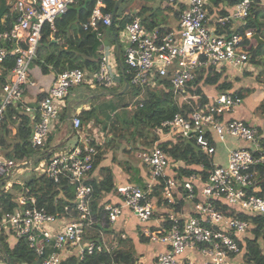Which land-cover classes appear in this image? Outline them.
<instances>
[{"label":"built area","instance_id":"built-area-1","mask_svg":"<svg viewBox=\"0 0 264 264\" xmlns=\"http://www.w3.org/2000/svg\"><path fill=\"white\" fill-rule=\"evenodd\" d=\"M157 1L124 0L119 14L112 18L113 8L107 10L102 0H95L80 27L82 32H94L100 41L98 67L90 75L80 67H72L52 76L37 102V118L29 143L35 149L45 148L50 129L74 85L85 82L106 89L117 86L122 79L119 60L130 74V86L139 88L138 99L128 105L129 110L143 104L146 88L171 92L174 102L189 109L181 105L156 128L158 137L151 147L139 148L137 157L149 167L145 185L117 183L113 192L119 202H103L101 221L90 207L92 185L88 181L99 148L82 129L80 117L71 115L77 143L69 149L54 151L34 165V170L41 169L58 192L52 201L55 210L48 211L43 204L39 205L33 190L24 185L16 191L13 211L0 218L4 235L24 238L34 250L36 259L32 264H59L69 255L81 259L100 250L112 252V244L103 241L100 233L98 238H89L86 229L102 222L98 226L101 229L105 221L115 222L124 208L140 221L141 233L148 241L163 244L154 264H234L238 241L248 236L253 226L250 219L239 213L264 219V188L260 183L264 179V151L257 124L230 115L241 103V96L232 89L211 90L204 85H199L198 93L188 90L204 68L222 70L228 78L243 73L250 60L243 41L251 36V31L244 30L251 0H237L225 14H217V10L211 14L209 0H166V6H172L178 16L177 24L164 28L146 26L136 12L144 5L155 7ZM75 2L14 0L15 18L9 27L0 30V60L6 54L14 56L9 78L0 86V125L6 108L21 105L26 88L35 84L29 70L43 23L48 22L54 32L55 19L66 14ZM113 27L119 32L115 34ZM111 32L114 42L106 44V35ZM230 138L247 145L231 147L227 142ZM178 139L195 145L205 155L208 166L203 161L185 165L191 169L187 174L171 168L170 157L159 144ZM220 143L227 149L224 162L216 157ZM14 166L13 159L0 156V178ZM204 171L205 176L201 173ZM21 183L24 182L8 181L3 186L13 189ZM179 201L189 202L190 209L186 210L184 205L179 208ZM231 209L232 213H228ZM151 220L155 223L147 224ZM0 263L8 264L2 259ZM112 264L143 261L137 258L133 263Z\"/></svg>","mask_w":264,"mask_h":264},{"label":"trees","instance_id":"trees-1","mask_svg":"<svg viewBox=\"0 0 264 264\" xmlns=\"http://www.w3.org/2000/svg\"><path fill=\"white\" fill-rule=\"evenodd\" d=\"M102 1L106 4L107 10L113 8V0ZM211 1L216 7L222 3L228 5L227 8L225 6L218 8L216 11L217 14L227 13L229 8L236 2L232 0ZM94 3L95 0H76L73 5H78L79 10L73 12L68 8L66 14L57 17L55 19L56 29L54 32H51L48 22L43 23L36 57L33 60L43 73L51 71L54 74H57L65 68L80 67L90 75L97 69L101 54L99 50L100 41L96 38L94 32L90 31L81 32L83 33V38L78 36V32L81 31V21L89 14ZM259 3L260 0H251L250 11L244 25L245 31H251V36L243 41V47L249 51L250 60H253L256 56L260 57L264 55V43L256 44V39L252 36L254 32L260 33L264 27V25L257 19L258 9L260 8ZM209 12L214 13L211 8L209 9ZM14 18L15 13L13 11V5H8L4 0H0V30L9 27ZM113 30L116 34L117 28L113 27ZM52 36L53 38H50ZM1 45L8 47V44L3 42ZM13 63L14 56L11 54H6L4 58L0 60V86L8 80ZM123 66L125 68L126 79L129 80L130 74L127 67L125 65ZM220 78L223 79L221 82H219ZM199 85H204L212 90H224L232 89L233 83L229 81L228 76L224 74L222 70L209 67L199 70L198 76L193 81V85L188 87V90L191 93H198L200 88ZM130 89L131 86L128 91ZM138 90L139 88H135V93H137ZM233 90L241 96V88H234ZM41 96L42 95L40 94L39 98ZM181 105L174 102L173 94L171 92L146 88L143 94V104L132 108V112L129 111L123 114L122 126L115 125L114 123V120L119 116L116 113H114V115L111 114L114 119L110 120L108 123L102 122L100 118V115H102L106 121L111 119L112 116L109 113L105 114L108 109H114L111 102L106 106L100 105L97 107L90 104V107L87 109H80L77 111V115L81 119L82 129L92 136L93 143L99 148L94 156L93 168L88 179L92 185L90 207L97 220L101 221V217H103V213H101L103 202L99 200H101L102 195L115 189L112 169L107 166H99L101 160L106 157L105 154L108 152V149L110 147H113L116 150L119 149L122 141L133 145L139 144L138 148L151 147L158 137L156 128L159 127L163 120L170 118L176 110H179ZM182 106L189 109L186 105ZM19 108L20 104H11L4 112V116L7 112L10 113L9 115L12 114L11 112L17 113L16 118L20 121L19 124H17V135L21 141L14 145L12 153L9 154L10 157L15 160L16 164L23 162L28 157L36 156L42 151L41 149L32 148L27 141L28 134L31 132L30 128L26 126L28 123V116L20 113ZM60 115L63 119L65 118L66 105L63 107ZM21 116L23 119H21ZM257 128L260 133L259 143L264 151V128L260 126H257ZM94 134H96V136ZM0 136H4V134L0 132ZM49 141L50 138H47L45 148L50 146ZM159 146L167 151L173 169L177 170L180 174L191 172V169L186 168L185 165L203 161L206 166H208V161L205 155L190 142L182 139H178L174 142L167 140L160 142ZM113 158L115 159V157ZM201 173L205 176V171ZM98 175L100 178L97 177ZM24 183L30 186L33 190L39 205L43 204L48 211L55 210L52 201L58 192L53 189L52 183L45 175H40L39 177L32 175L31 178L25 180ZM260 183L264 188V179H261ZM154 193H156V191ZM14 195L15 192L13 189H5L3 186L0 187V218L8 216L13 211L16 205ZM67 195L69 196V194ZM57 208L61 209L60 207ZM232 211L233 210L231 209L228 213H232ZM239 216H245L250 219L253 226L250 229L251 236H246L238 241L239 251L235 256L234 264H264V246L262 248L258 243L259 237L264 239V219L258 215L247 216L242 215V213H239ZM101 223L100 225L92 224L91 232H87V236L98 238L97 236H100L99 231H102L108 236L109 231L107 229L103 230L105 224H102L101 229L98 228V226L101 227ZM0 239L10 255L11 264H30L36 259L34 250L28 245L24 238H16L13 243L9 244L6 236L0 231ZM124 239L125 238L122 237L112 239L113 241L110 242V244L122 242ZM134 256L133 251L129 250L116 249L110 253L106 250H100L93 253H87L81 259L75 255H69L62 258L59 264L133 263L136 259ZM0 257L6 262L5 255L1 250ZM237 257H239V263Z\"/></svg>","mask_w":264,"mask_h":264},{"label":"crops","instance_id":"crops-1","mask_svg":"<svg viewBox=\"0 0 264 264\" xmlns=\"http://www.w3.org/2000/svg\"><path fill=\"white\" fill-rule=\"evenodd\" d=\"M4 1L8 5H11V4L13 5V3H14V0H4ZM209 3H210L209 7L211 8L212 11L217 10L218 8H221V6L226 5L225 7L226 8L228 7L227 4L222 3V4L218 5V8H217L215 5H212L211 2H209ZM259 4H260V8L258 9L259 11L257 14V19L264 25V9H262V7L264 6V1L260 0ZM166 7H168V6H166ZM215 8H217V9H215ZM170 9H171V14L175 17L174 22L168 23L166 20H163L161 18L160 19L157 18V24H155V26H160V27L164 28V27H169V26H173V25L177 24L178 16H177V14L173 13L172 8H170ZM211 14H214V13H211ZM113 26H116V23ZM150 26H154V25H150ZM81 32L82 31L78 32V36L80 38H83V33H81ZM111 35H112V37H111ZM259 35L264 40V27L261 30V32L259 33ZM107 36H108V38H105L106 44H107V42L109 44L110 40H111V42H114L113 41L114 36H113L112 32L110 35L108 34ZM50 38H53V36ZM260 43H264V41H260V42L256 41V44H260ZM115 47L117 48V45H115ZM262 56H264V55H262ZM256 59H257V61H255L254 63L259 62L258 56H256ZM254 63L252 62V60H249L247 65L245 66V69L243 70V73L238 74L237 76L242 79L243 75L247 74L249 77L251 76L254 78L257 75V73L259 72L258 68H260V66L258 68L255 67ZM230 74H231V72H230ZM29 75L33 80H35V84L28 86L26 88V90L23 94L22 104L20 105V108H19L20 111L19 110L18 111L20 113L26 114L28 116V123L26 124V126L29 127L31 130L32 124H33L35 118H37V102L39 100V95L40 94L43 95L45 93V91L47 90V88L50 84L51 78L54 75V73L51 71L43 73L36 64H33L32 67L30 66ZM228 75H229V73H228ZM244 85H242V86H244ZM92 87H94V86H92ZM210 92H213V91H210ZM94 96H99V95H94ZM68 101H78V100H75V97L71 98L68 95V97L66 98V103ZM66 103H65V105H66ZM88 107H90V104H88L87 106H85L84 104L76 105L74 107L75 112L72 113V111H71V115H73V114L77 115L78 110L87 109ZM11 113H12L11 115H9L10 113H8V112L5 113V116H4L2 123H1V126H0L1 127L0 132L2 134H4V136H0V156L3 158L13 159L12 157H10L9 154L12 153V148L14 147L15 144L20 142L21 139L17 135V131H18V125L17 124H19V122H20L16 118L17 113H15V112H11ZM21 119H23L22 116H21ZM64 119H66L65 120V122H66L67 121L66 116ZM62 120H63V118L60 115L59 118L54 121L52 128L50 129V132L47 136L48 139L50 138V141H49L50 146L57 143L58 141L62 140L63 138H66L70 133V127H69L68 121L66 122L65 127L61 128ZM246 121L254 123L253 121H256V120H254V118L251 117L250 119H248ZM59 125L61 128V133L58 130ZM29 135H30V132H29L28 137H27L28 142H29ZM47 138H46V140H47ZM46 140H45V143H46ZM70 141L73 142L74 139H71ZM227 142L231 147L247 145L244 142H241L238 140H232L231 138L228 139ZM76 143H77V141H76ZM64 146L70 147V145H64ZM61 147H63V146H61ZM61 147H59V148H61ZM138 150H135L134 152H132V155H130V156H132L133 159L135 158V154L137 155ZM226 152H227V149L223 143H220L217 145V148H216L217 159L224 162ZM113 153L112 152L106 153L105 154L106 157L101 160L99 166H107V167L112 169L113 179H114L115 185L117 183L131 182V183L138 184L140 186H144L146 180L149 177L148 172L143 167L144 165L143 164L141 165V163L138 160L137 161L132 160L130 156H127V155L126 156H118V155L114 156ZM113 157H115V159ZM14 162H15V160H14ZM20 163H22V162H20ZM17 164H19V163H17ZM15 165H16V162H15ZM34 165H32V166H34ZM31 167L25 169L26 175H28V176L24 177V175L23 176L21 175L18 178L19 181L25 182V180H29L31 178L32 173H33V170H31ZM97 177L100 178L99 175ZM9 182H11V181L9 180ZM4 184H2V185H4ZM13 190L15 192V195H14V198H15L17 188H13ZM99 201L117 203V202H119V198L113 191H109V192L105 193V195H102V198ZM182 205H184V208L186 210L190 209V203L189 202L179 201V204H178L179 208ZM158 215H157V217H158ZM154 223L155 222H153L151 220L147 224L152 225ZM110 224H112V229L108 230L109 231L108 236H106L102 231H99L101 233V237H102L103 241H105L106 243L111 245L110 242L113 241L112 239H116L118 237L125 238L122 242L113 243L111 245L113 250L123 249V250L133 251V253L135 255L134 257L136 259L140 258V260L143 261V264H154L155 255L157 254L158 251L162 250L164 248V246L161 243L150 242L144 237V235L141 233L142 224L133 215V213L129 209L124 208L122 215L115 222L109 223V222L105 221V226H108ZM1 232L3 233V231H1ZM5 235H6L7 242L9 244L14 242V241H11L12 239H10V237L12 238L11 235H8V234H5ZM237 259H238V263H239V261H240L239 257H237ZM0 260H1V258H0Z\"/></svg>","mask_w":264,"mask_h":264},{"label":"rangeland","instance_id":"rangeland-1","mask_svg":"<svg viewBox=\"0 0 264 264\" xmlns=\"http://www.w3.org/2000/svg\"><path fill=\"white\" fill-rule=\"evenodd\" d=\"M130 2H132V0H130ZM209 2H211L212 5H214L211 0H209ZM170 8H172V6L166 7V0H161V1L158 0L155 7H150V6H145V5L141 6V8L139 9L138 12H136V14H139L141 16L142 23L146 26H150V25L155 26V24H157V18L158 19L161 18L163 20H166L168 23H171V22L173 23L175 20V17L171 14ZM69 9L73 12H76L79 10V6L72 4V5H70ZM262 9H264V6L262 7ZM133 14L134 13H132V15ZM115 20H116V22H119V15L115 17ZM118 32H119V29H117V33ZM111 37H112V35H111ZM106 38H108L107 35H106ZM119 40H121V39L119 38ZM110 43H111V40H110ZM107 44H108V42H107ZM255 61H257L256 57L253 58L252 62L254 63ZM33 64H35L34 61H32L31 67L33 66ZM254 65L257 68L260 66V68H258L259 72L257 73V75L254 78L251 76L249 77L247 74L243 75L242 79L239 78L236 74L229 76V81H231L233 83L232 90L234 88L235 89L241 88V91H242L241 103L234 107V109L230 113V115L232 117L241 118V119H245V120H248L251 117H253L254 120H256L253 122L256 123L257 126L264 128V56H260L259 62L254 63ZM86 78H87V76H85V79ZM221 80H223V79L220 78L219 82H221ZM122 81L123 80L120 79L117 86L111 87L108 89H111L113 91L119 90L123 86ZM242 85H244V86H242ZM206 88H208V87H206ZM136 94L137 93H135V88L133 86H131V89L128 92L126 91L124 93H117V94L103 93L99 96H94L93 87L90 84H87L85 82L82 84H79V85H74L73 87H71V89L68 93L69 97H71V98L75 97V100L81 101L80 104H84L85 106H87L88 104L95 105L96 107L100 106V105L106 106L109 102H111L114 109H112V110L108 109L105 112V114L106 113H109L110 115L111 114L114 115V113L118 114L119 115L118 118L116 120H114L115 125H118V126H122V124H123L122 123L123 122V117H122L123 114H125L129 111L132 112L131 109L130 110L128 109V105L133 104V102H135L138 99ZM68 95H67V97H68ZM74 112H75V108L72 109V113H74ZM113 115H111L112 116L111 119H108L107 121L102 115H100V118H101L102 122L108 123L110 120L114 119ZM65 120L66 119L62 120L61 128L65 127L66 122H67V121L65 122ZM99 125H101V124H99ZM101 126H103V125H101ZM61 128L59 125L58 130L60 133H61ZM231 139L235 140L234 138H231ZM138 145L139 144L133 145V144H129L128 142L122 141L119 149L116 150L113 147H110L108 149V152H112V153L114 152L113 153L114 156L115 155L130 156V155H132V152L139 149ZM64 148L69 149L67 146H63L61 148H58L55 151H61V150H64ZM136 156L137 155L135 154L134 159L132 158V156H130V157L132 160H136V161L138 160L142 165L143 163ZM40 161H43V160L41 159ZM143 165H144L143 166L144 169L148 172V175H149V167L145 164H143ZM171 168H172V165H171ZM31 170H33L35 177H39L40 175H44V173L41 169L34 170V166L31 168ZM21 175L22 176L24 175V177L28 176V175H26V170L24 168L13 170V172L11 174V178H10L11 183L12 182L17 183V181H19L18 178ZM24 185H26V184H24V183L17 184L16 188L21 189ZM2 186L3 185H1L0 187H2ZM91 228L92 227H88L86 230L88 232H91ZM105 229L111 230L112 224H110L108 226H104L103 230H105ZM248 236H251V233ZM89 238H90V236H89ZM10 239H12L11 241H14L13 238L10 237ZM258 243H259L260 247L263 248L264 239L259 237ZM25 264H29V263H25Z\"/></svg>","mask_w":264,"mask_h":264},{"label":"water","instance_id":"water-1","mask_svg":"<svg viewBox=\"0 0 264 264\" xmlns=\"http://www.w3.org/2000/svg\"><path fill=\"white\" fill-rule=\"evenodd\" d=\"M123 1L124 0H116L114 5H113V10H112V18L114 16V14H119L120 12V9L123 7ZM136 0H132L131 3H134ZM227 1V0H225ZM232 1H237V0H232ZM147 6V5H146ZM253 38L256 39L257 42H260V41H264L258 32H254L252 34ZM116 53L117 55L119 56V52H120V46L117 44V48H116ZM119 67H120V70H121V74H122V80H123V86L122 88H120L119 90L117 91H113V90H109V89H106L104 87H101V86H94L93 87V91H94V95H100V94H103V93H106V94H117V93H123V92H126L128 91V89L130 88V84H129V81L126 79V76H125V73H124V66L122 65V63L120 62L119 60ZM81 101H68L66 103V118H67V121L69 123V127H70V133L69 135L66 137V138H63L62 140L58 141L57 143L47 147V148H44L40 153H38L36 156H33V157H28L25 159L24 162L22 163H19V164H16L14 167H12L10 169V171L7 173L6 176H4L3 178H0V186L2 184H4L5 182H8L11 178V174L13 172V170H17V169H20V168H29L31 167L32 165H34L36 162L40 161L41 159H44L46 157H48L50 154H52L57 148L61 147V146H64V145H70V146H73L76 141H77V135L75 134V130L73 129L72 127V123H71V111L72 109L76 106V105H80ZM71 139H74L73 142H71L70 140ZM0 250L2 251V253L5 255V258H6V261L8 264H11V258H10V255L8 254L7 252V249L4 245V243L1 241L0 239Z\"/></svg>","mask_w":264,"mask_h":264}]
</instances>
